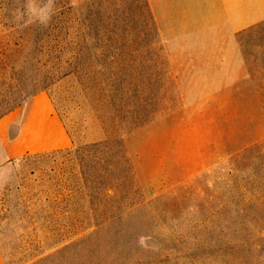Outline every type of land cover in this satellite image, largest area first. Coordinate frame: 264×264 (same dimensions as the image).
Returning <instances> with one entry per match:
<instances>
[{
	"label": "rangeland",
	"instance_id": "1",
	"mask_svg": "<svg viewBox=\"0 0 264 264\" xmlns=\"http://www.w3.org/2000/svg\"><path fill=\"white\" fill-rule=\"evenodd\" d=\"M58 22L59 58L39 53L33 39ZM238 41L242 59L173 63L148 0H0V97L20 84L46 94L70 147L121 135L145 199L102 227L56 228L39 197L66 158L13 157L0 166L6 264H264V202L253 233L224 230L237 184L257 179L264 194V22Z\"/></svg>",
	"mask_w": 264,
	"mask_h": 264
},
{
	"label": "trees",
	"instance_id": "2",
	"mask_svg": "<svg viewBox=\"0 0 264 264\" xmlns=\"http://www.w3.org/2000/svg\"><path fill=\"white\" fill-rule=\"evenodd\" d=\"M63 26L60 22L52 24L51 34L34 38L35 49L41 54L48 52L50 56L57 55L59 58L64 45L61 34ZM35 94V91L29 92L26 86L21 84L11 86L0 97V118ZM110 128H113V125ZM47 156H61L67 160L60 165L51 166L49 172L43 171L53 184L43 188L39 198L43 201L42 206H45L46 202L50 203L49 216L52 220L49 221L51 224H58L56 228L72 227V230H77L88 226L102 227L123 218L145 201L135 164L121 135L111 131L106 138L85 146L29 153L22 159ZM256 186L257 179L253 180V183L246 180L236 185L243 205L236 210V219L232 220V225L224 226L225 231L231 228L253 233V226L249 222L254 224L253 221L259 220L252 210L253 206L264 202V194ZM238 242L241 246L247 244L244 238H240ZM248 244L251 245L250 242ZM256 244L258 245V242Z\"/></svg>",
	"mask_w": 264,
	"mask_h": 264
},
{
	"label": "crops",
	"instance_id": "3",
	"mask_svg": "<svg viewBox=\"0 0 264 264\" xmlns=\"http://www.w3.org/2000/svg\"><path fill=\"white\" fill-rule=\"evenodd\" d=\"M158 30L173 63L180 55L223 56L242 59L243 32L264 22V0H148ZM227 56V57H224ZM21 118L14 111L0 118V166L30 152L68 148L72 139L43 93L29 99ZM19 122L17 134L11 130ZM0 264H6L0 247Z\"/></svg>",
	"mask_w": 264,
	"mask_h": 264
}]
</instances>
